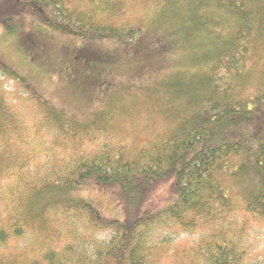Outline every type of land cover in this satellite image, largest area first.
I'll return each mask as SVG.
<instances>
[{
  "label": "trees",
  "instance_id": "1",
  "mask_svg": "<svg viewBox=\"0 0 264 264\" xmlns=\"http://www.w3.org/2000/svg\"><path fill=\"white\" fill-rule=\"evenodd\" d=\"M21 7L63 34L128 40L133 33L98 24L93 16L70 10L64 0H0V29L5 33L19 28L16 15ZM201 15L193 24L205 52L195 64L205 71H196L192 82L205 93L204 100H213L211 109L203 111L202 124L181 129L161 145L144 147L131 158L112 147L89 156L74 148L75 153L57 164L44 167L35 162L34 136L23 114L13 108L5 84V79L21 77L0 57V264H152V246L145 237L152 224L170 220L189 228L203 215L212 219L215 204L224 212L231 209L228 188L216 175L231 162V152L239 153L244 147L241 143L215 146L206 135L212 127L252 118L264 99V0H217L215 4L202 0ZM29 96L27 103L31 101L43 113L42 125L56 127L59 137L38 133L40 138L54 137V145L74 138L72 125L83 131L91 125L75 124L62 110L55 112L51 104ZM263 162L264 142L256 154L260 186L248 204L259 215H264ZM232 165L237 167V177L248 169L245 164ZM172 173L177 198L166 210L124 220L104 216L73 192L90 180L96 185H117L119 203L139 208L146 198L145 188ZM205 248L209 264L240 261L238 242Z\"/></svg>",
  "mask_w": 264,
  "mask_h": 264
},
{
  "label": "rangeland",
  "instance_id": "2",
  "mask_svg": "<svg viewBox=\"0 0 264 264\" xmlns=\"http://www.w3.org/2000/svg\"><path fill=\"white\" fill-rule=\"evenodd\" d=\"M208 1L215 4L217 0ZM201 2L64 0L70 10L93 16L98 24L133 30L128 40L63 34L21 7L17 31L7 34L0 29V57L21 77L5 79V84L13 108L23 114L34 136L35 162L44 167L57 164L75 153L74 148L89 156L112 147L131 158L144 147L161 145L181 129L202 124L201 115L211 109L213 100H204L205 93L192 82L196 71H205L195 64L205 52L193 24L197 14L202 16ZM31 94L51 104L55 112L62 110L75 124L91 125L85 131L72 125L75 139L71 136L62 145H54V137L40 138V132L58 136L57 129L42 125L43 113L31 101L27 103ZM206 138L215 146L241 143L244 147L239 153L231 152V162L216 175L223 188H228L231 209L224 212L215 204L212 219L203 215L189 228L170 220L152 224L145 233L153 250L151 262L209 264L206 244L238 242L241 252L236 264H264V215L254 214L248 206L260 186L255 166L257 148L264 142V99L252 118L212 127ZM232 163L248 169L237 177ZM175 181L172 173L147 186L142 192L147 199L139 208L119 203L117 185H96L90 180L73 192L104 216L124 220L166 210L177 198Z\"/></svg>",
  "mask_w": 264,
  "mask_h": 264
}]
</instances>
